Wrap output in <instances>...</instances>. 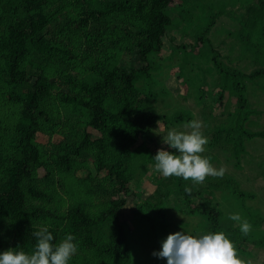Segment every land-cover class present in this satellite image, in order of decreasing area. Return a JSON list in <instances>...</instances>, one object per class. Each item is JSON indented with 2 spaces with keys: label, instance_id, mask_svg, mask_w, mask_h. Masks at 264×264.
Masks as SVG:
<instances>
[{
  "label": "trees",
  "instance_id": "trees-1",
  "mask_svg": "<svg viewBox=\"0 0 264 264\" xmlns=\"http://www.w3.org/2000/svg\"><path fill=\"white\" fill-rule=\"evenodd\" d=\"M171 1L0 0V30L16 37L0 49V81L23 88L7 92L11 101L20 103L14 132L0 126V229L5 224L6 231L12 232L13 247L33 251L36 237L32 233L48 225L53 243L65 233L75 234L79 247L69 264H162L164 257L153 252L161 248L157 232H163L164 237L170 233L163 198L171 196L176 198L175 208L182 205L187 214L200 215L197 230H223L240 253H247L245 242L249 239L264 247L262 232L251 230L244 235L240 226L232 227L234 221L230 215L223 216L219 202L212 197L215 190L227 191L255 227L263 221L244 204L247 198H254L253 193L243 190L226 173L208 178L203 190H196L200 183L194 182L196 186L191 178L181 176H165L163 183L152 158L157 146L148 145L154 143L159 122L168 129L194 119L191 111L169 107L170 90L153 76L154 56L164 47V40L175 39L169 28L186 40L180 45L182 56L172 81L179 80V88L185 81V94L198 106L201 130L208 137L204 146L207 156L232 155L238 164L240 155L247 153L245 140L264 138L259 132L264 130L247 127L254 110L243 96L244 82L235 81V89L232 82L234 77L247 79L264 90V69L246 73L224 66L208 36L216 20L227 14L237 24L233 29L224 27L231 42L229 54L238 49L264 67V37L253 40L250 30L264 19V0H256L254 10L240 15L225 9L226 4L238 0H195L200 6L197 12L189 0H180L175 7ZM198 44L206 47L202 56L212 61L216 77L194 68L191 58H196L193 53ZM109 47L129 50L139 65L112 63L114 54ZM81 61L87 62L83 71L78 70ZM226 92L235 96L231 114ZM220 106L219 115H215L214 109ZM54 133H60L61 140L51 142ZM39 134L48 136L46 144L35 141ZM81 159L85 164L92 159L96 172L88 186L79 187L78 181L75 188L76 180H64V172L76 175L87 171ZM150 165L156 172L151 182L156 184L159 177L156 190L140 202L131 201L129 209L131 221L144 225L138 245L151 247L149 258L142 259L135 254L130 231L119 214L129 197V182L138 189ZM56 175L62 180L55 187ZM186 185L191 187L190 193L185 191ZM191 194L200 196V203L194 205ZM60 196L70 201L64 209L56 201ZM4 249L0 237V250Z\"/></svg>",
  "mask_w": 264,
  "mask_h": 264
},
{
  "label": "rangeland",
  "instance_id": "rangeland-1",
  "mask_svg": "<svg viewBox=\"0 0 264 264\" xmlns=\"http://www.w3.org/2000/svg\"><path fill=\"white\" fill-rule=\"evenodd\" d=\"M210 1V0H206ZM190 5L193 7V10L195 12L198 11L199 5H195V0H189ZM241 0H238V2L233 4H226L225 9L232 10L235 15L245 14V12H251V10H254L256 4V0H248V3H240ZM171 4L173 7L178 6L180 4V0H172ZM250 18V17H249ZM236 21L230 20V18L227 17V14H224L220 16L213 27H211L208 31V36L210 37L214 48L217 49L219 52L218 60L222 62V64L226 67H229L231 70H237L242 72H252L254 70L264 69V67H261V64L259 62H255L254 59L247 55H242L238 49H234L233 52L229 54L228 48L230 46V39L226 35V32L224 31L225 26H229L231 29L236 27ZM251 25V24H250ZM250 28V27H249ZM252 39L258 40L259 37H264V19L261 20L260 24L255 23L253 28H250ZM0 49L2 48V45H5L6 42L12 43L16 37L14 35H9V31H2L0 30ZM169 34H171L175 39L172 41H169L168 39L164 40V47L154 56V69H153V76L158 82L159 85L164 86L165 88L170 90L171 98L169 99L171 106L170 108H176L181 109L185 111H191L192 116L194 119H199V113H198V106L196 105V102L194 98L189 94H185L187 91L186 82H182V87L179 88V80L176 82H173V77L175 78V73L178 70L177 64L181 60L182 56V48H180L181 44H185V37H179V33L176 29L169 28L168 29ZM167 37V36H166ZM73 41V39H72ZM230 42V43H229ZM261 42H264V40ZM59 46V44H57ZM179 47V48H175ZM175 48V51L171 52L170 50ZM193 55L196 56V58H191V61L194 63V68H199L204 74H211L215 73V77L217 75L216 67L213 65L212 61L206 60V58L202 55L206 52V47L204 45L198 44L194 48ZM108 50L110 53L114 54L113 58L111 59L112 63H116L120 66H138L139 63L136 60L135 55L130 52L129 50H114L113 48L109 47ZM170 55V58H167V56ZM32 56L28 54L27 59L30 60ZM2 60L1 53H0V61ZM86 61L78 62V70L83 71L86 69ZM26 65V62H25ZM76 65V62L73 64ZM260 67V68H259ZM51 69H46V74L48 77H50ZM239 81H243L245 84V90L243 91V96H245L248 99V103L250 107L254 110V113L250 116V123H247V127L251 130L258 131V130H264V90L261 87L259 83L254 84L248 81L247 79H240L238 77H234L232 79L234 89L237 88L236 83ZM261 81V80H260ZM62 90H65L62 86H60ZM23 88L20 87H12L9 85L6 81L3 79L0 81V126L5 125L4 128H8L11 132L13 131V123L16 121L17 116L19 115V108L20 103L19 102H13L9 99L7 96L8 91H21ZM189 94V95H188ZM187 95L186 98H183L182 96ZM234 96V95H233ZM230 96L228 92H226L225 95V103L228 102L229 106L227 108V112L231 114L235 107V96ZM156 105H161L160 102L156 103ZM46 107H50L49 104L46 105ZM223 106H220L218 108L214 109V114L219 115L221 109ZM187 122H182L175 124L173 126L166 127L163 123H158V128L155 131L154 143H148L149 146H157L156 149L159 148H167L170 151H176L175 149H172L167 145L163 138L166 136L167 131L170 128L176 127L180 130L188 131L190 129L185 128V124ZM203 125V124H202ZM202 129V127H201ZM57 131V130H56ZM202 131V130H201ZM260 133L264 134V131H259ZM50 138L51 142H57L61 140L62 135L60 133H54L51 135ZM48 136L44 134H39L36 138L37 143L46 144L48 142ZM245 148L247 153H243L240 155L239 159L240 162L237 164L236 160L233 158L232 155L230 157L226 158V154L220 153V155L216 158H212L211 163L214 167L220 168L223 167L225 169V172L228 176H232L234 179H236L239 182V187H241L243 190L251 192L254 194V198H247L244 202L245 206L252 212H257V215L263 221L262 225H255V227L252 226V230L262 232L264 235V138L257 137L253 140H245ZM203 156H207V151H204L201 153ZM228 156V155H227ZM208 157V156H207ZM81 166L86 167L87 171L80 174L78 172L76 175L70 174V172H64V180H68L71 178V180H76V184L74 187L78 185L79 181V187H84L85 185L88 186L90 179L94 175L95 168L94 163L92 159L87 161V165L83 163V160L81 159ZM76 169L79 167H75ZM153 166H148L147 174L142 178L141 184L138 187V189L135 188L134 182H129V197L127 198L126 206L122 209L121 214H119L120 219L123 220L125 227L127 228L130 237V242L134 249H137L135 254H138L141 256L142 259H148L149 255L148 253L151 251V247L149 245H142L139 246L138 240H139V234L141 233V227L144 225H136L131 221L130 215L131 211L129 210L131 208V201H141L142 199L151 197V193L156 190L157 182L156 184H153L151 182L152 175H155V171H153ZM155 170V169H154ZM41 171V169H39ZM65 171V170H63ZM58 172V171H56ZM60 171L57 173L59 175ZM160 173V172H159ZM68 174L70 176H68ZM56 175L54 177V181L52 184H55V187L57 185L58 180H62L61 176ZM103 175L102 173L98 174ZM161 177L160 180H162L165 176L162 175V173L159 174ZM213 175H208L205 178L204 182H198L200 183V186L195 181L191 182L192 184H196L197 189L201 188L202 190L205 188L204 184L208 178H212ZM164 183L165 180H162ZM70 186V185H69ZM167 191L166 189H163ZM210 191V189H207ZM206 190V191H207ZM132 191V192H131ZM140 193L139 198L134 197L133 193ZM158 194V193H157ZM79 196L83 197L82 193L79 194ZM159 196V195H156ZM160 197V196H159ZM191 197L193 198V204L196 205L200 203L201 198L200 196H195L191 194ZM212 197L214 200H217L219 202V208L223 212V216L230 215L234 212H240L242 217H246L244 214V210H240L236 204L234 203V199L232 196L229 195L227 191H221V190H215L212 194ZM57 203L60 204L63 209L70 203L67 199L60 196L56 198ZM100 199V198H99ZM102 202H104L102 199H100ZM165 201V210L167 214V220L169 221V224L166 225L167 229L170 231V233L180 230H186L191 231L193 233H199L201 232L200 229L197 230L198 225V218L200 215H191L187 214L182 210V205L180 207L175 208V201L176 198H163ZM247 218V217H246ZM187 223V224H186ZM239 226V223L234 221L232 223V227ZM196 228V231L194 229ZM160 235L159 241L164 239V233L163 232H157ZM0 237L3 240V243L6 248L13 247L14 246V240L12 237V232H8L5 229V224L1 226L0 229ZM62 238H59L58 243L60 242ZM247 245V253H240L239 255L244 259H252L254 261V264H264V247H258L255 246L253 241L251 239L247 240L245 242ZM162 264H166V258L162 259ZM103 264V263H101ZM109 264V263H104ZM133 264V263H131ZM153 264V263H150Z\"/></svg>",
  "mask_w": 264,
  "mask_h": 264
},
{
  "label": "clouds",
  "instance_id": "clouds-1",
  "mask_svg": "<svg viewBox=\"0 0 264 264\" xmlns=\"http://www.w3.org/2000/svg\"><path fill=\"white\" fill-rule=\"evenodd\" d=\"M184 127L190 130L173 127L167 131L163 141L176 151L159 148L152 156L155 169L164 176H181L201 183L208 175L223 176V167H214L209 157L201 155L208 143V137L201 131L202 122L192 119ZM185 191L190 193L192 189L186 185ZM230 218L239 223L244 235L252 230L251 222L240 212L231 213ZM32 235L36 237L33 251L10 246L0 250V264H69L79 247L72 232L65 233L59 243H53L48 225ZM160 243L161 248L154 250L153 255L166 258V264H254L252 259L244 260L239 255L235 242L223 230L193 233L183 229L169 233Z\"/></svg>",
  "mask_w": 264,
  "mask_h": 264
}]
</instances>
